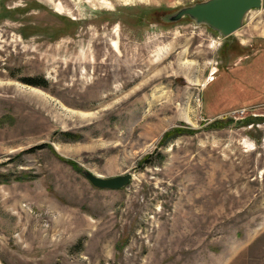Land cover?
Listing matches in <instances>:
<instances>
[{
    "label": "rangeland",
    "instance_id": "obj_1",
    "mask_svg": "<svg viewBox=\"0 0 264 264\" xmlns=\"http://www.w3.org/2000/svg\"><path fill=\"white\" fill-rule=\"evenodd\" d=\"M200 1L0 0V264H264V0Z\"/></svg>",
    "mask_w": 264,
    "mask_h": 264
},
{
    "label": "water",
    "instance_id": "obj_2",
    "mask_svg": "<svg viewBox=\"0 0 264 264\" xmlns=\"http://www.w3.org/2000/svg\"><path fill=\"white\" fill-rule=\"evenodd\" d=\"M261 0H204L181 7L165 19L174 22L187 16L196 25H204L215 31L219 37H226L240 28L246 13L259 8ZM86 180L99 189L116 190L128 184L131 174L101 177L81 172Z\"/></svg>",
    "mask_w": 264,
    "mask_h": 264
},
{
    "label": "bare ground",
    "instance_id": "obj_3",
    "mask_svg": "<svg viewBox=\"0 0 264 264\" xmlns=\"http://www.w3.org/2000/svg\"><path fill=\"white\" fill-rule=\"evenodd\" d=\"M160 52V51H159ZM129 65V64H128ZM128 70L126 71V73L128 74V73H130L131 72V68H130V66H128V68H127ZM127 74H125L123 77L124 78H126V76H127ZM119 75L121 76L122 74L121 73H119ZM125 80V79H124ZM125 83H127V82H125Z\"/></svg>",
    "mask_w": 264,
    "mask_h": 264
}]
</instances>
